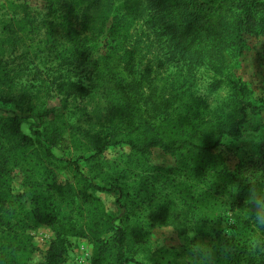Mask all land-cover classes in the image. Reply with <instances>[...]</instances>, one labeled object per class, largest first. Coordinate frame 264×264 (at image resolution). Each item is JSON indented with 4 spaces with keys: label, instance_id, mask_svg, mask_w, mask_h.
Instances as JSON below:
<instances>
[{
    "label": "rangeland",
    "instance_id": "1",
    "mask_svg": "<svg viewBox=\"0 0 264 264\" xmlns=\"http://www.w3.org/2000/svg\"><path fill=\"white\" fill-rule=\"evenodd\" d=\"M82 5L80 0H0V117H18L21 132L36 139L42 126L35 113L55 110L57 122L69 129L53 149L57 167L51 170L57 182L69 178V173L63 171V161L91 154L86 139L76 134L80 128L85 129V116L78 107L85 101L70 85L88 86L96 68L123 71L127 80L138 86V96L146 100L161 97L162 92L158 91L165 84L176 87L185 83L183 97L200 102L206 117L220 113L223 104L229 110L233 82L243 84L253 100L264 101V31L258 37L245 36V49L240 55L224 51L229 64L219 68L205 57H186L175 47L158 19L160 13L154 2L119 0L116 5L120 12L108 19L103 34L94 39L80 19ZM124 16L131 17L127 26ZM261 19L264 21V15ZM118 23L127 31L124 52L114 63L106 46L112 37V26ZM52 29L65 34L70 42L54 49L48 39ZM84 40L88 50L82 48ZM205 82L207 90L201 91ZM179 97L168 100L176 103ZM139 117H143L141 111ZM50 120L49 116L45 122ZM222 143L215 153H221L230 171L243 179L260 180L264 164V108L258 115L247 113L240 135L224 138ZM101 160L109 168L103 184L111 188L88 193L87 203L75 199L73 204H62V210L84 229L101 216L117 225L129 217L132 237L126 249L128 259L142 264H250L247 259L253 255V248L264 241L262 219L252 222L241 236L232 228V197L221 190L223 183H217L216 194H206L208 184L203 178H196V189L190 188L193 178L186 180L179 173L170 175L180 161L159 149L151 150L143 169L138 168L123 143L106 148ZM78 164L88 175V167L81 160ZM11 178L14 200L28 209L29 197L22 195V174L16 170ZM119 187L123 189L122 198ZM187 193L184 201L188 205L182 207V196ZM192 208L194 212L190 214ZM111 236L108 233L103 239ZM18 238L30 244V253L15 255L20 264H47V251L56 239L54 228L40 224L18 233ZM65 240L57 264H93L94 248L87 237L66 236Z\"/></svg>",
    "mask_w": 264,
    "mask_h": 264
},
{
    "label": "trees",
    "instance_id": "2",
    "mask_svg": "<svg viewBox=\"0 0 264 264\" xmlns=\"http://www.w3.org/2000/svg\"><path fill=\"white\" fill-rule=\"evenodd\" d=\"M80 1L83 2L80 19L83 27L90 30L91 39L102 35L108 19L120 12L116 5L119 0ZM148 1L156 4L160 13L158 19L162 20L171 41L184 56L205 57L213 66L220 65L219 68L229 64L224 51L231 50L240 55L245 49V36L258 37L264 31L261 19L264 0ZM130 18L124 16L125 26ZM124 25L112 26V37L106 46L114 63L119 62L118 55L124 52L127 31ZM48 39L54 49L70 42L65 34H58L53 29L48 33ZM83 43L82 48L88 50L87 42L84 40ZM126 77L123 71L114 68L107 71L96 68L88 86L70 85L85 101L78 104L85 116V129L80 128L76 134L86 139L91 154L77 158L88 167V175L78 160L63 161V171L69 173L63 183L56 181L51 170L57 167L53 149L60 145L69 129L57 122L55 110L35 113L42 126L36 139L21 132L18 117H0V264H20L15 255L30 253V244L28 240L19 239L18 233L40 224L51 226L56 232V239L47 251V264H57L60 260L67 243L66 236L87 237L91 241L93 264H142L126 257L132 237L128 231L129 217L117 225L101 216L93 226L86 224L84 229L73 222L70 213L62 210V204H73L75 199L87 203L88 193H102L111 188L103 184L109 168L102 163L101 157L106 148L120 143L129 147L138 168H146L151 150L156 148L180 161V166L170 175L179 173L186 180L193 178L195 182L190 188L196 189V178H203L208 184L206 194H216L217 183H223L221 190L231 193L232 197L229 206V212L234 215L232 228L240 236L252 222L262 219L264 164L261 179L250 181L230 171L221 153H215V150L223 146L224 138H237L247 113L258 115L264 108V101L253 100L243 84L233 82L229 110L223 104L220 113L206 117L200 102L183 97L182 89L187 90L185 83L176 87L165 84L158 91L162 92L161 97L146 100L138 96V86ZM179 95L176 103L168 100ZM49 116L52 120L46 123ZM16 170L22 174V195L26 193L29 197L30 206L26 210L11 194L10 180ZM119 192L122 198L121 187ZM187 195L182 196V207L188 205L184 201ZM193 212L194 209H190V214ZM108 233L112 236L104 240L103 236ZM252 254L247 259L250 264H264V241L253 248Z\"/></svg>",
    "mask_w": 264,
    "mask_h": 264
},
{
    "label": "clouds",
    "instance_id": "3",
    "mask_svg": "<svg viewBox=\"0 0 264 264\" xmlns=\"http://www.w3.org/2000/svg\"><path fill=\"white\" fill-rule=\"evenodd\" d=\"M200 90L201 91H206L207 90V82H205L204 84H202L200 86ZM261 199H264V194H261ZM260 215H261V218H262V222H264V204H261Z\"/></svg>",
    "mask_w": 264,
    "mask_h": 264
}]
</instances>
